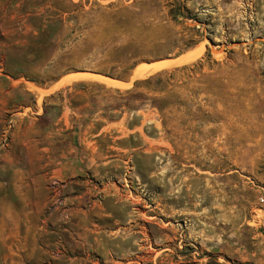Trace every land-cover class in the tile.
Wrapping results in <instances>:
<instances>
[{"label":"rangeland","instance_id":"374dc122","mask_svg":"<svg viewBox=\"0 0 264 264\" xmlns=\"http://www.w3.org/2000/svg\"><path fill=\"white\" fill-rule=\"evenodd\" d=\"M261 197L264 0H0V264H264Z\"/></svg>","mask_w":264,"mask_h":264},{"label":"trees","instance_id":"16d2710c","mask_svg":"<svg viewBox=\"0 0 264 264\" xmlns=\"http://www.w3.org/2000/svg\"><path fill=\"white\" fill-rule=\"evenodd\" d=\"M167 71H159L155 75H151L145 79L142 80H136L134 82V86L132 89H129L126 91V93L132 92L133 90H136L138 88H141L143 90H146L147 92L155 93V91H162L163 85L165 82V75H167ZM151 102L152 106L160 108V104H158L159 100L155 98H147Z\"/></svg>","mask_w":264,"mask_h":264},{"label":"bare ground","instance_id":"6f19581e","mask_svg":"<svg viewBox=\"0 0 264 264\" xmlns=\"http://www.w3.org/2000/svg\"><path fill=\"white\" fill-rule=\"evenodd\" d=\"M201 51V50H200ZM195 55H197V54H194V55H192V57H196ZM189 57V56H188ZM187 57V58H188ZM193 59V58H192ZM177 60V59H176ZM191 60V59H190ZM186 61V60H185ZM170 62V61H169ZM177 62V61H176ZM102 79H106V80H108V81H110V82H118V83H120L121 85H123L124 83L123 82H120V81H117V80H114V79H111V78H108V77H103ZM107 82V81H106ZM109 82V84H112V83H110ZM108 83V82H107ZM127 84V83H126ZM126 84H124V85H126Z\"/></svg>","mask_w":264,"mask_h":264},{"label":"built area","instance_id":"2783aa9c","mask_svg":"<svg viewBox=\"0 0 264 264\" xmlns=\"http://www.w3.org/2000/svg\"><path fill=\"white\" fill-rule=\"evenodd\" d=\"M261 200L263 201V200H264V198H263V197H261Z\"/></svg>","mask_w":264,"mask_h":264}]
</instances>
